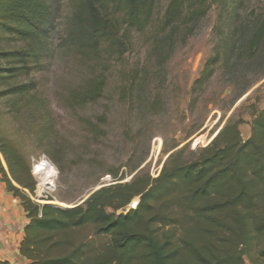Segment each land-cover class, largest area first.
<instances>
[{"label":"trees","instance_id":"trees-1","mask_svg":"<svg viewBox=\"0 0 264 264\" xmlns=\"http://www.w3.org/2000/svg\"><path fill=\"white\" fill-rule=\"evenodd\" d=\"M156 1L81 0L70 45L100 60L122 57L134 34L147 32L160 49L171 33L193 28L216 6L219 41L191 93L202 90L216 63L233 73L240 63L264 57V12L250 7L252 0H168L161 13ZM253 1L264 9V0ZM59 14L55 0H0V180L26 219L18 246L26 264H264V107L251 113L246 139L241 120L228 119L191 159L183 156L186 145L174 150V144L156 176L139 169L122 181L133 170L109 165L94 182L103 175L111 181L89 189L71 207L31 198L36 184L31 151L62 171L69 147L34 76ZM131 73L130 79L121 74L124 83L110 95L105 73H93L69 90L66 107L73 110L104 96L131 105ZM159 107L155 96L149 110L155 114ZM106 120L105 113L80 116L88 147L98 148L107 136ZM123 136H129L127 128ZM26 140L30 152L22 146ZM135 197V207L119 212Z\"/></svg>","mask_w":264,"mask_h":264},{"label":"rangeland","instance_id":"rangeland-1","mask_svg":"<svg viewBox=\"0 0 264 264\" xmlns=\"http://www.w3.org/2000/svg\"><path fill=\"white\" fill-rule=\"evenodd\" d=\"M55 1L60 8L58 22L51 33L50 48L34 71V76L38 89L55 114L62 143L64 147H69L64 157V168L59 171L44 154L33 153L29 142L23 141V148L32 152L30 164L33 177L32 167L42 159L52 167L53 176L43 193L49 200L40 199L39 203L61 208L80 203L89 189L111 181L108 175H103L94 182L95 177L109 165H120L121 171L133 170L122 181L129 180L139 169L155 176L174 144H177L174 150L186 145L183 156L191 159L199 148L211 141L228 119H240L241 137L246 139L249 136L251 113L264 107V57L240 63L233 73L226 71L221 62L216 63L202 90L195 96L191 93L193 81L219 41V35L214 33L218 21L216 6H212L193 28L171 33L165 39L163 48L155 49L158 42L150 41L147 32H144L134 34L132 45L122 57L112 54L100 60L84 56L70 45L71 31L74 27L78 28L73 13L81 0ZM167 2L157 0L156 12L161 13ZM250 7H254L257 13L264 12L260 2L252 0ZM159 43L163 45V42ZM99 71L107 76L106 93L109 95L118 84L124 83L121 74L130 79L133 72L134 81L130 83L133 103L127 106L115 98L110 100L104 96L95 103L73 110L66 107L65 98L69 90ZM155 96L160 99V107L153 114L149 103ZM100 113L107 116V136L98 148L88 147L79 118H94ZM126 128L129 136L124 137L123 130ZM93 158L97 162L91 163ZM35 182L37 186L39 178H35ZM15 200L20 206L19 200ZM137 201L138 197L133 198L119 212L135 207ZM24 221L22 212L18 223L21 225Z\"/></svg>","mask_w":264,"mask_h":264},{"label":"crops","instance_id":"crops-1","mask_svg":"<svg viewBox=\"0 0 264 264\" xmlns=\"http://www.w3.org/2000/svg\"><path fill=\"white\" fill-rule=\"evenodd\" d=\"M21 208L15 198L0 182V264H26L18 253V246L23 236L20 225Z\"/></svg>","mask_w":264,"mask_h":264},{"label":"bare ground","instance_id":"bare-ground-1","mask_svg":"<svg viewBox=\"0 0 264 264\" xmlns=\"http://www.w3.org/2000/svg\"><path fill=\"white\" fill-rule=\"evenodd\" d=\"M33 174L39 178V191L43 187H47L50 183V178L53 176L52 167L47 160L42 159L40 162L34 165Z\"/></svg>","mask_w":264,"mask_h":264},{"label":"built area","instance_id":"built-area-1","mask_svg":"<svg viewBox=\"0 0 264 264\" xmlns=\"http://www.w3.org/2000/svg\"><path fill=\"white\" fill-rule=\"evenodd\" d=\"M33 167H34V165H33ZM33 167H32V173H33ZM34 175V179L35 178H38L35 174H33ZM157 175V174H156ZM155 175V176H156ZM45 188L46 187H43V189H41L40 191H39V184L36 186V184H35V188H34V190H33V193H32V195H31V198L34 200V201H36V202H40V199H48L49 200V198L46 196V195H43V193L45 192ZM37 198V199H36ZM38 202V203H39ZM49 202V201H48Z\"/></svg>","mask_w":264,"mask_h":264},{"label":"water","instance_id":"water-1","mask_svg":"<svg viewBox=\"0 0 264 264\" xmlns=\"http://www.w3.org/2000/svg\"><path fill=\"white\" fill-rule=\"evenodd\" d=\"M99 187H100V186L94 188L93 190H95V189H97V188H99ZM93 190H92V191H93ZM92 191H91V192H92ZM91 192H89V193L85 196V198H86ZM85 198H84V199H85ZM84 199H83V200H84ZM83 200H82V201H83ZM82 201H81V202H82Z\"/></svg>","mask_w":264,"mask_h":264}]
</instances>
